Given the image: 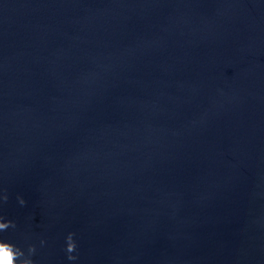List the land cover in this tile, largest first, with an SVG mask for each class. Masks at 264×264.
Wrapping results in <instances>:
<instances>
[{
  "label": "water",
  "instance_id": "obj_1",
  "mask_svg": "<svg viewBox=\"0 0 264 264\" xmlns=\"http://www.w3.org/2000/svg\"><path fill=\"white\" fill-rule=\"evenodd\" d=\"M0 216L34 264H264V0H0Z\"/></svg>",
  "mask_w": 264,
  "mask_h": 264
},
{
  "label": "clouds",
  "instance_id": "obj_2",
  "mask_svg": "<svg viewBox=\"0 0 264 264\" xmlns=\"http://www.w3.org/2000/svg\"><path fill=\"white\" fill-rule=\"evenodd\" d=\"M7 195L3 197L4 202H7ZM19 203L25 205L27 202L23 197H18ZM15 222L6 220L0 216V232L7 231L9 228H14ZM75 233H69L66 238V252L68 253V260L75 261L78 257L73 255L77 249V243L74 239ZM45 243V241H41ZM36 251L35 246L29 248V253L34 254ZM25 253L22 249L18 248L11 242L0 240V264H34L30 258H23ZM23 258V259H22Z\"/></svg>",
  "mask_w": 264,
  "mask_h": 264
}]
</instances>
